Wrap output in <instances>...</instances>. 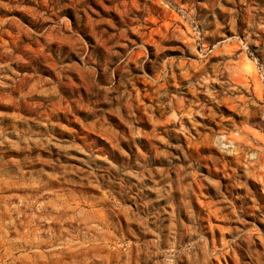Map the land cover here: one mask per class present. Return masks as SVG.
Segmentation results:
<instances>
[{"label": "rangeland", "instance_id": "obj_1", "mask_svg": "<svg viewBox=\"0 0 264 264\" xmlns=\"http://www.w3.org/2000/svg\"><path fill=\"white\" fill-rule=\"evenodd\" d=\"M0 264H264V0H0Z\"/></svg>", "mask_w": 264, "mask_h": 264}]
</instances>
